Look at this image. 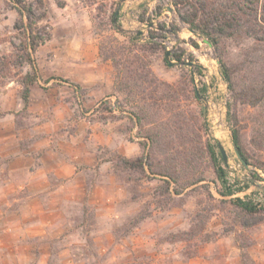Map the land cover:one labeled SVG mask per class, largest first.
Segmentation results:
<instances>
[{"label": "rangeland", "instance_id": "1", "mask_svg": "<svg viewBox=\"0 0 264 264\" xmlns=\"http://www.w3.org/2000/svg\"><path fill=\"white\" fill-rule=\"evenodd\" d=\"M29 2L36 15L34 27L43 39L33 53L26 50L24 32L14 28L19 19L14 4L0 0V181L9 179V168L37 171L42 167L43 175L37 181L39 187L41 182L48 186L37 191L40 201L28 209L20 211L17 203L0 206V212L8 216L0 215L4 244L13 248L47 244L46 264H188L191 260L242 264V250L249 254L248 264H264V211L245 215L229 202L241 198L264 208V102L256 107L236 105L252 163L245 166L232 142L228 105L233 98L217 58L221 53L238 70L239 82L250 77L262 80L264 41L246 35L227 38L218 52L207 38L190 30L170 0ZM262 4L264 0H259L258 5ZM114 12L126 36L139 35L142 43L156 37L150 55L152 69L161 80L176 83L193 75L195 89H199L198 71L203 72L209 87L199 107L206 136L218 142V152L219 143L226 150L224 166L238 191L233 197H222L217 192L220 184L209 174L202 184L206 186L171 198L163 194L160 177L118 166L119 156L136 159L142 155V140L130 115L121 108L124 95L115 91L111 63L99 57V44L111 33L107 30ZM247 57L257 63L249 64ZM36 70L37 81L25 108L21 81ZM47 155L58 158L45 160ZM62 162L76 171L68 184L65 179L58 181L52 172L44 174ZM27 180L24 171L14 178L18 183ZM30 193L35 191L20 190L15 195ZM48 197L56 203L62 198L63 205L55 207L45 200ZM54 216H60L59 226H48ZM42 220L49 234L22 243L9 238ZM21 256L7 259L12 264H38L40 257L27 251Z\"/></svg>", "mask_w": 264, "mask_h": 264}, {"label": "trees", "instance_id": "2", "mask_svg": "<svg viewBox=\"0 0 264 264\" xmlns=\"http://www.w3.org/2000/svg\"><path fill=\"white\" fill-rule=\"evenodd\" d=\"M14 4L19 19L14 28L25 34L26 50L35 52L43 39L34 27L36 15L29 0H9ZM181 19L199 36L208 39L219 52L224 39H237L241 35L264 41V4L259 0H170ZM60 7L64 3L58 2ZM257 5V6H256ZM186 10V12L184 11ZM116 12L110 16V35L100 41L99 57L111 63L115 71V91L124 95L123 112L130 115L139 129L142 155L136 159L118 157V166L127 171L158 176L163 181V194L180 197L188 189L208 181L209 174L220 184L217 192L224 198L233 197L236 189L228 178L227 170L218 142L206 135L203 110L199 107L205 98L209 85L203 81L202 87L195 89V77L183 76L176 83L161 80L152 69L151 46L156 38L142 43L139 35L126 36L118 24ZM37 34V35H36ZM123 37L121 39L119 35ZM30 53L27 58L31 62ZM179 58V57H178ZM221 75L232 93L233 101L228 105V120L235 150L252 165L248 150L243 143L242 125L236 111L238 103L252 107L264 102V79L250 77L237 81L233 66L218 53ZM249 64L257 60L247 57ZM251 58V59H249ZM180 60V58H179ZM247 61V60H246ZM32 67L35 68L32 63ZM244 67V63L241 65ZM37 70L27 73L21 81L22 100L27 108L32 86L37 81ZM82 90L80 86L76 87ZM261 169L262 166H260ZM230 204L245 215L255 216L264 208L251 200L230 199ZM250 258L242 250V264Z\"/></svg>", "mask_w": 264, "mask_h": 264}, {"label": "crops", "instance_id": "3", "mask_svg": "<svg viewBox=\"0 0 264 264\" xmlns=\"http://www.w3.org/2000/svg\"><path fill=\"white\" fill-rule=\"evenodd\" d=\"M31 96H32V92H31ZM31 100V98H30ZM30 104V102H29ZM51 158H58L56 156H52V155H47L45 156V160H50ZM65 160V158H63ZM62 161V160H61ZM64 163V165H63ZM63 165V166H62ZM42 168V167H41ZM41 168L38 169L37 171H30V169H23L18 171L19 169H16L15 167L9 168L8 170V176L9 179L6 181H0V206L2 205H8V204H12V203H17L19 210H24V209H28L29 206H31V204H37L40 201V196L39 193L37 191L43 188H47V184L46 182H41L40 187H39V182L37 181V177L39 176V174L43 175L44 170L41 171ZM52 171H47L46 173H44L45 175L52 172V174L54 176H56V178L58 179V181L60 180H67V184L70 181L69 179H72L74 177V175L76 174V171L73 169H71V167H69V165L66 162H62L61 164H59L58 167H54L51 169ZM22 171L27 172L28 173V180L22 183H18L14 181V178H16V175L21 173ZM47 185V186H46ZM20 190H34L35 193H30L27 196H20L18 197L15 194H18ZM14 194V195H13ZM52 197L55 195V193H51L50 194ZM51 198V197H50ZM49 199L46 198L45 200ZM50 202H53L56 206L58 205H63L62 204V198L59 202L56 203V201H54L55 199H49ZM43 202V201H42ZM55 212H53L54 214ZM16 214H19V211L14 212V216H18ZM1 218H6L8 216H6V212L5 211H1L0 212ZM55 218V219H54ZM54 220H49L48 224L46 223V221H40L38 223H35L34 226H30V227H26L25 229H21V230H17L15 233H13L11 236H9L10 239L15 238L16 242H21L24 239H30V238H34V237H38V236H44L49 234L48 232L44 231V226H46V224L48 226L52 225V226H59L58 222H57V218L54 216ZM29 221V220H28ZM30 225H33V222H30ZM63 224V223H62ZM60 224V225H62ZM57 234V232L55 233ZM60 236V235H58ZM18 239V240H17ZM17 249L16 254L14 251ZM68 250V249H67ZM23 251H27L28 254H33V255H38L39 254V261L38 264H46L49 258V247L47 246V244H44L42 246V244L38 245V244H34V245H25V244H21V245H17V247L13 248V246L10 245H6L4 244L3 238L0 235V264H12L7 257L8 256H14L16 255V257H18L19 259L22 258V254ZM69 251V250H68ZM66 251V253L68 252ZM30 259V256H29ZM21 262V261H20ZM19 262V263H20ZM16 263V264H19ZM37 264V263H35ZM83 264V263H82ZM188 264H209L208 261H194L191 260Z\"/></svg>", "mask_w": 264, "mask_h": 264}, {"label": "water", "instance_id": "4", "mask_svg": "<svg viewBox=\"0 0 264 264\" xmlns=\"http://www.w3.org/2000/svg\"><path fill=\"white\" fill-rule=\"evenodd\" d=\"M117 14V13H116ZM194 34H196L192 29H190ZM198 35V34H197ZM199 36V35H198ZM207 43H209L208 41H206ZM169 56H170V52H167V54H166V60H167V62H168V64H169V66H173L174 64H173V62L170 60V58H169ZM224 80V79H223ZM219 149H220V153H221V156H222V158H223V161H224V163H227L228 162V157H227V153H226V150H225V148L223 147V145L221 144V143H219ZM236 154H237V156H238V158L241 160V162L245 165V166H248L247 164H246V162L242 159V157L240 156V154H238L237 153V151H236Z\"/></svg>", "mask_w": 264, "mask_h": 264}]
</instances>
